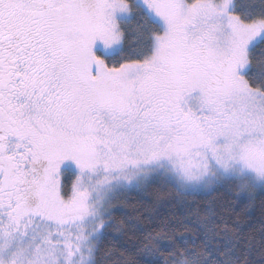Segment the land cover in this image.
<instances>
[{"label": "snow or ice", "instance_id": "6c2138e0", "mask_svg": "<svg viewBox=\"0 0 264 264\" xmlns=\"http://www.w3.org/2000/svg\"><path fill=\"white\" fill-rule=\"evenodd\" d=\"M0 264H264V0H0Z\"/></svg>", "mask_w": 264, "mask_h": 264}]
</instances>
